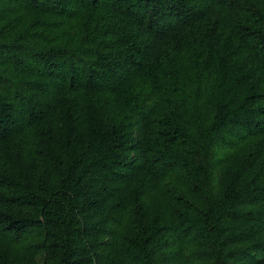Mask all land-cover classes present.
<instances>
[{
	"label": "trees",
	"instance_id": "trees-1",
	"mask_svg": "<svg viewBox=\"0 0 264 264\" xmlns=\"http://www.w3.org/2000/svg\"><path fill=\"white\" fill-rule=\"evenodd\" d=\"M0 264H264V0H0Z\"/></svg>",
	"mask_w": 264,
	"mask_h": 264
},
{
	"label": "rangeland",
	"instance_id": "rangeland-1",
	"mask_svg": "<svg viewBox=\"0 0 264 264\" xmlns=\"http://www.w3.org/2000/svg\"><path fill=\"white\" fill-rule=\"evenodd\" d=\"M155 202H156V204H158V205H162L163 202H164V197H162L161 195H157V196L155 197Z\"/></svg>",
	"mask_w": 264,
	"mask_h": 264
}]
</instances>
